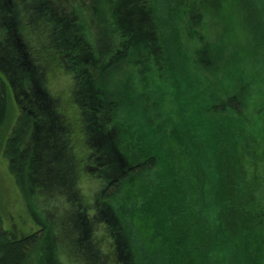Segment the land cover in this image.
<instances>
[{
    "label": "trees",
    "instance_id": "1",
    "mask_svg": "<svg viewBox=\"0 0 264 264\" xmlns=\"http://www.w3.org/2000/svg\"><path fill=\"white\" fill-rule=\"evenodd\" d=\"M99 1L113 16L115 32L109 36L112 47L102 52L92 41L96 0H0V136L12 99L19 109L4 155L33 199L36 188L49 187L78 207L67 211L59 232L50 213L36 230L12 236L0 215V264H65V250L75 261L84 258V264H264V91L255 100L241 86L230 92L225 102L229 110L240 115L250 108L258 114L252 123L240 121L233 144L228 141L211 156V138L197 145L191 121L184 126L180 116H172L178 107L175 77L163 38L149 24V16L159 13L156 4L163 1L140 0L139 10H131L127 1V12L120 0ZM210 1L213 5L205 0L169 2L189 48L197 49L198 61L208 71L246 61L231 43L207 34L211 20L219 17L229 25L226 36L236 27L251 41L253 56L244 51L251 58L246 63L248 68L259 65V75L244 70L258 80L264 74L259 63L264 26L258 24V42L253 30L257 24L247 10L252 6L262 13L264 0ZM121 67L140 72L141 115L169 154V184L181 183L175 191L166 187L159 204L146 201L152 190L144 172L156 160L141 150L142 129L114 117L119 101L131 102L126 91L108 89ZM51 70L75 77L68 98L49 87ZM75 127L89 144L83 157L75 153ZM81 170L104 180L95 207L82 200L77 188ZM126 182L137 186L127 188ZM124 191L130 196L125 204L118 200ZM105 244H111L110 253ZM233 249L238 251L234 257Z\"/></svg>",
    "mask_w": 264,
    "mask_h": 264
},
{
    "label": "rangeland",
    "instance_id": "2",
    "mask_svg": "<svg viewBox=\"0 0 264 264\" xmlns=\"http://www.w3.org/2000/svg\"><path fill=\"white\" fill-rule=\"evenodd\" d=\"M120 1L125 4V12H127V1L129 4L128 7L131 10H139L141 8L138 2L140 0ZM151 1L152 0H150V2ZM161 1H163L161 5L156 4V6L160 8L158 15L154 16L150 14L149 22L152 20V24H149L153 26L150 28L153 34L156 35L159 32L160 34L158 36L163 38L162 40L164 41L167 54L169 55L168 61L173 69L175 77V82L173 84L175 89H173V93L176 100L175 105L178 104L179 108L175 106L172 116L175 118H179L180 116V120L184 126H190L189 121H191L194 125L191 127L196 129L197 132L195 134L197 135V138L195 137V139H197V145L198 142H204L205 138L209 136L212 140L210 146L211 156H214V154L219 152V149H222L221 146H224L225 149V146L229 144L228 141H230L231 145L233 144L240 121L244 122V120H246L252 123L253 121L251 120H254V117L258 114L250 108L243 109L240 115L229 110L225 102L230 92H237L241 86L243 89H248V94L251 99L255 100L257 95H259L261 91H264V74L263 76L261 74L262 77L258 78V80L255 79L252 81L251 76L245 73L244 69H250L254 70V72L259 75V65L253 64L248 68L246 63L250 62L251 58H249L244 51L247 52L248 55L253 56L251 50L253 45L247 36L238 32L236 27H233V33H231L230 36H226L225 33L228 31L229 25L222 24L219 17H217V21L211 20L207 34L212 37L214 36L213 39L218 37L217 39L222 43H224L225 40L227 43H231L234 47L239 49L240 52H243L246 61H244L243 64L241 63L240 67L238 65L239 63H236L226 66L223 65L222 68L218 70L208 71L205 66L199 63L198 54L196 53L197 49L189 48V42L186 41L187 38L183 33V25L176 19L174 14L175 9L169 4L171 0H160V2ZM205 1L213 5L210 0ZM243 1L245 2L247 0ZM96 2L99 4L97 5L98 22L95 24L97 28L94 29L92 33V41L97 52L99 50L102 52L106 50L107 47H112L110 37H114L115 32H113V16L109 17L105 5H101L99 0H96ZM58 5H60L59 2ZM101 6L103 8H101ZM245 8H247L246 5ZM247 11L252 23L257 24V27L253 30L256 33L258 42H260L261 35L259 32L261 29L258 24L260 23L264 26V18L261 17L264 11L261 10L262 13H259V10L257 11L252 6ZM122 14L124 15V13ZM226 17L229 22L230 17ZM221 19L223 18L221 17ZM158 28H160L159 31L157 30ZM187 50H189V52ZM259 63L264 68V49L259 50ZM138 68H140V66H138ZM139 77L141 76L137 67H121L119 71L116 72L115 82L111 81L112 83L108 84V89L114 94H117L119 90H124L131 99V105H126L123 101L118 102L119 108L116 109L114 117L120 122L125 123L126 121V123L130 122L136 126L138 124L139 128L142 129L145 139L141 145V150L150 154L156 160V164L152 170L144 172L147 178L146 185L148 189L152 190V193L148 196L146 201L159 204L162 199V193L166 187L169 186V188H167L168 191H170L169 189L175 191L181 183L175 182L174 184H169V178L173 175V170H171L170 167L169 154L160 143L162 137L158 135L159 133L151 124V126L148 125L146 116L141 115V107H143L144 102L138 101L139 93L137 84H141ZM49 78V87L51 90L56 94L61 93L64 97L68 98L74 84L73 77L60 70H51ZM115 97H117V95H115ZM214 106L216 109H227L224 111H220V109H218V111H213L211 108ZM66 108L68 112L71 106L67 104ZM18 112V105L12 99L10 116L2 132L4 134L0 136V215L3 218L4 227L10 231L9 233L12 236L15 234L20 235L25 232L36 230L42 225L45 219L50 218V213H53L56 220V230L59 232V230H63V221L66 219L67 211L75 210L76 208L77 211L78 207L65 201V199L54 190L51 191L48 189L49 187L45 191H41V188H36L35 199H33V196H30L27 190L25 180H16L15 175L11 172L9 159L4 155L3 145L6 144V140L18 116ZM68 113L73 115L74 111ZM234 115L240 116L241 118L236 121ZM73 135L75 153L79 157L85 156L89 149V144L85 141L83 132H81L78 127H75ZM218 138L223 139L225 145L220 144L217 140ZM163 177L166 179L164 186H162L164 179L161 180ZM78 178L77 188L82 200L90 206L95 207L96 195L104 185V180L93 174L85 173L83 170H81ZM125 185H127V182ZM131 185L133 184L128 182L127 188ZM134 186H137V184L133 185V187ZM129 192L133 194L132 187ZM124 193L125 191L121 193L122 196L120 195L121 197L118 199L120 201L119 203L125 204L130 201L129 193ZM179 199L181 206H183V195H180ZM100 232L101 231H98V233ZM105 245L106 252L110 253V249L112 248L111 244ZM232 254L234 257L238 254V251L233 249ZM68 255H70L68 251H63L62 260L65 264H84V258L75 261ZM239 256H244V254ZM110 258L111 257L108 256V259Z\"/></svg>",
    "mask_w": 264,
    "mask_h": 264
},
{
    "label": "bare ground",
    "instance_id": "3",
    "mask_svg": "<svg viewBox=\"0 0 264 264\" xmlns=\"http://www.w3.org/2000/svg\"><path fill=\"white\" fill-rule=\"evenodd\" d=\"M73 78H75V77H73ZM13 93V92H12ZM16 99V98H15ZM227 100V99H226ZM229 100V99H228ZM17 102V101H16ZM18 104V103H17ZM236 113V112H235ZM16 136V135H15Z\"/></svg>",
    "mask_w": 264,
    "mask_h": 264
}]
</instances>
